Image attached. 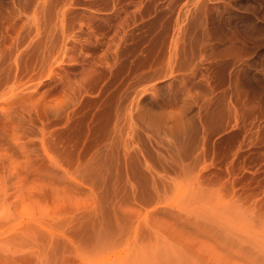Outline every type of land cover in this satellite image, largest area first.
<instances>
[{"label":"rangeland","instance_id":"obj_1","mask_svg":"<svg viewBox=\"0 0 264 264\" xmlns=\"http://www.w3.org/2000/svg\"><path fill=\"white\" fill-rule=\"evenodd\" d=\"M0 264H264V0H0Z\"/></svg>","mask_w":264,"mask_h":264}]
</instances>
